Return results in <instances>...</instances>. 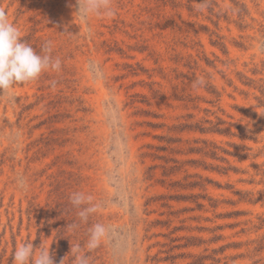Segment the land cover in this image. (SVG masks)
<instances>
[{
  "label": "rangeland",
  "instance_id": "obj_1",
  "mask_svg": "<svg viewBox=\"0 0 264 264\" xmlns=\"http://www.w3.org/2000/svg\"><path fill=\"white\" fill-rule=\"evenodd\" d=\"M111 5L0 0L61 62L0 93V264L31 242L54 264L71 245L89 264H264V0Z\"/></svg>",
  "mask_w": 264,
  "mask_h": 264
},
{
  "label": "clouds",
  "instance_id": "obj_2",
  "mask_svg": "<svg viewBox=\"0 0 264 264\" xmlns=\"http://www.w3.org/2000/svg\"><path fill=\"white\" fill-rule=\"evenodd\" d=\"M78 4L79 8L76 13L82 17L89 14L115 15L111 0H78ZM51 53L50 42H46L39 52L26 42L19 29L9 22L7 12L0 9V93L6 92L16 84L33 81L45 71H58L61 62ZM204 84L203 78H197L195 86ZM70 202L74 207L81 209L78 213L81 222H87L89 215L98 209V206L92 203V197L81 192L72 193ZM107 231L100 223L94 224L89 229L85 245L87 252L101 245L106 238ZM71 252L74 255V264H89L87 253H82L79 246L73 248L71 245ZM12 260L13 264H54L50 246L34 247L32 242L18 246L13 253Z\"/></svg>",
  "mask_w": 264,
  "mask_h": 264
}]
</instances>
